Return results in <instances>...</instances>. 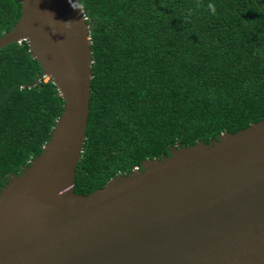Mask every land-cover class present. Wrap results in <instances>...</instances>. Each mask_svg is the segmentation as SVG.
<instances>
[{"label":"water","instance_id":"obj_1","mask_svg":"<svg viewBox=\"0 0 264 264\" xmlns=\"http://www.w3.org/2000/svg\"><path fill=\"white\" fill-rule=\"evenodd\" d=\"M17 1L0 48L25 41L64 105L41 154L0 188V264H264V119L76 193L90 24L79 0Z\"/></svg>","mask_w":264,"mask_h":264},{"label":"trees","instance_id":"obj_2","mask_svg":"<svg viewBox=\"0 0 264 264\" xmlns=\"http://www.w3.org/2000/svg\"><path fill=\"white\" fill-rule=\"evenodd\" d=\"M79 4L92 79L76 193L171 146L209 143L264 119V0ZM20 15L17 0H0V37ZM63 105L25 41L0 48V188L41 154Z\"/></svg>","mask_w":264,"mask_h":264},{"label":"built area","instance_id":"obj_3","mask_svg":"<svg viewBox=\"0 0 264 264\" xmlns=\"http://www.w3.org/2000/svg\"><path fill=\"white\" fill-rule=\"evenodd\" d=\"M20 43V42H19Z\"/></svg>","mask_w":264,"mask_h":264},{"label":"clouds","instance_id":"obj_4","mask_svg":"<svg viewBox=\"0 0 264 264\" xmlns=\"http://www.w3.org/2000/svg\"><path fill=\"white\" fill-rule=\"evenodd\" d=\"M214 10V9H213Z\"/></svg>","mask_w":264,"mask_h":264}]
</instances>
